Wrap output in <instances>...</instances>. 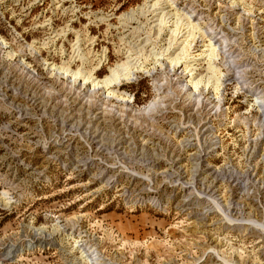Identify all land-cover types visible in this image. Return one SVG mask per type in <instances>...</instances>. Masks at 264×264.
<instances>
[{"label":"rangeland","instance_id":"374dc122","mask_svg":"<svg viewBox=\"0 0 264 264\" xmlns=\"http://www.w3.org/2000/svg\"><path fill=\"white\" fill-rule=\"evenodd\" d=\"M170 1L197 26L194 51L221 43L218 60L202 55L190 72L204 81L198 97L179 86L184 65L168 66L179 41L164 53L169 29L154 28ZM154 2L0 0V264H80L77 239L96 248L93 264H264V114L253 105L264 97V0ZM144 5L130 27L145 30L121 42L119 16ZM77 37L93 64L106 49L99 79L131 40L165 56L139 59L150 73L115 85L125 102L44 64L69 60Z\"/></svg>","mask_w":264,"mask_h":264},{"label":"bare ground","instance_id":"6f19581e","mask_svg":"<svg viewBox=\"0 0 264 264\" xmlns=\"http://www.w3.org/2000/svg\"><path fill=\"white\" fill-rule=\"evenodd\" d=\"M160 3H161V0H155V2L152 5H150L149 8H153L152 10L155 11L157 9L156 8L157 5H159ZM172 4H175L174 1H170V4L168 5V7L170 8V6H171V9L169 11H167L165 13H161V16L158 19H155L157 21V24L154 25V28L155 27L158 28L157 29L158 32H156L157 36H159L158 33H160V31H162L164 28L169 29L170 37L168 39V45L163 50L164 53L169 51V49L173 45L172 44L173 41L175 43H177V41H179V45L177 47L178 52L176 53V55L174 57L168 58L169 59L168 66L171 69V71L175 70L174 68L177 67V69L175 70V72H176L182 65H184L180 71V77H183L182 75L185 74L184 77H187L188 79H184V81H181L179 86L181 87V90H183V87L185 86L184 83H189L190 84V86L188 88L190 90L189 96L196 95L198 97L200 95L198 88L201 86V84H203L204 81H203V78H199L196 81H194L195 76L194 77L192 76V74H194V73L190 74V72H192V70L195 69V68H193V66L196 67L195 62H197V60L201 59L202 55L206 54L205 57L208 59L209 66H211V64H213V63H211L212 61L218 60V56H219V54L217 52L219 49L218 45L221 43H218V45L217 44L215 45V43L213 44L211 42V40H209V42L206 45H204V48L202 50H195L194 51L193 50L194 49V43L193 42H194L195 35L193 34V32H190V30L196 31L197 26L194 23H191V21H190L191 15L180 13L177 9L173 10V7L175 8V6H172ZM145 8H146V5L139 7L137 13L136 12H133V13L130 12V13H125V14H122L119 16L118 21H120L121 28H127L128 27V29H127L128 34L125 35V33H123L120 36L121 42L127 43L128 38L132 39V37L134 38L135 33L139 32L142 29L145 30V28L140 27L139 23H136L137 24L136 27H130V24L136 22V20H137V19L133 18V16H134L133 14H135L136 16L144 15V13H146V12H144ZM111 16H112V14H110V17ZM166 16H169V18L174 20V21H172L173 22L172 25L165 26L167 23L165 21ZM89 18H93L94 23H106L107 28L112 27L109 20L106 19V16H103L101 14L91 13ZM183 18L184 19L186 18L187 22L183 23V21H184ZM173 26H174V28H171ZM184 26H185L184 29L189 28L187 31L188 34L184 39L180 40L183 37L182 34L180 35V33L182 32L180 30V27H184ZM60 32L61 33H56L52 38L64 37V35H66L64 33L65 30H62ZM78 32L81 33L80 31H78ZM83 35L84 34L81 33V35H79V36H83ZM199 37H205V36L202 35ZM81 40H84V38ZM81 40H79L77 37V41L72 46V55L70 56L69 60L62 61V62L60 61V63L57 65L54 63H48L45 60H43V62H45L44 64L51 71L56 72L60 76L62 75V76L67 77L68 79H70L72 83H75L79 80V81H82L83 85L89 84L90 87H92V89H95V88L96 89H98V88L105 89L104 93H106L107 98L113 97V98H116V99H119V100L125 101V102H128L129 99H127L125 97L126 95L124 96V93L122 91H120L118 88H116L117 86H115V85H120V83L122 81H128V80L132 79L133 77L136 76V73H138V72L150 73V70L147 71L143 66V62L139 61V59L143 58L144 60H146V59L151 58V60H154V63L156 64L157 62H159V57L165 56L163 53L162 54L158 53L159 57H157L158 56L157 52L152 53V49L154 47L152 49H150V51L146 50L145 44L148 41L147 39L145 40L144 44H142V42L139 43V41L133 42L131 40V41H129L130 48H128V49L124 48L123 49V50H125V53L128 54L124 58V60L117 61L114 64V67H111L109 69V73H110L109 76H106L103 79H101V78L99 79L96 76V71L100 67H102L103 63L107 60L106 49H105L104 53L102 54V56L97 58L98 62L96 64H93L92 60H94V59H90L92 57L91 54L93 52L90 50L85 52L84 48H81L82 47V44H80ZM217 41L218 40H216L215 42H217ZM0 45H2L4 47L7 45V43L5 42V40L1 36H0ZM91 45H92V43H91ZM28 48L31 49V51L33 50L32 46L28 45ZM77 49H80V50H77ZM118 52H123V51L121 49H119ZM14 54H15V52L10 51V50L7 52V55L10 57H13ZM73 55H75L74 58H73ZM78 57H79L78 61H80L81 64L79 66H77L76 69H73L70 62H71V60H73V62L76 61V58H78ZM87 63L89 65L87 67H85V66L83 67V65L87 64ZM180 63H182V65L179 66ZM24 64L25 63H23V65ZM208 68H211V67H208ZM213 68H215V67H213ZM152 69L154 70V68H152ZM212 73L215 76L214 91L216 94V99H218L217 95L219 93V87L222 85L221 84L222 83V73L218 69H215L214 71L212 70ZM223 77H224V75H223ZM208 82H209V80H207V83ZM205 87L207 88L208 84ZM188 89H186V91H188ZM258 94L256 96H254L253 105H256L257 107H259V109L262 110V113L264 114V97L263 96L259 97ZM0 194H1L0 200L3 199L6 201V202L0 203V204L6 205L8 203L7 199H9V198H2V197H7L9 195L8 191L3 190L2 192H0ZM43 231L44 230H42V229L38 230V231H36V234L38 232L42 233ZM81 241L82 240H79V239L75 240L74 241V247H73V249L77 248L80 252V260L78 261V263L83 264L85 262V260L83 261L82 258H86V260H88V262H85L86 264H93V259L95 260L97 258H94L95 254L93 255L92 253L94 251H96V248L94 247L89 251V249H86L87 245L85 243H84L85 246H83L82 243L79 244Z\"/></svg>","mask_w":264,"mask_h":264}]
</instances>
